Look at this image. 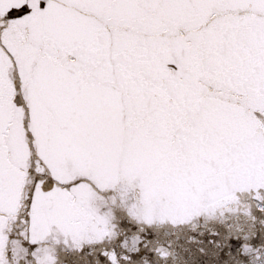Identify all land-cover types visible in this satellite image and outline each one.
Here are the masks:
<instances>
[{"label":"snow or ice","instance_id":"snow-or-ice-1","mask_svg":"<svg viewBox=\"0 0 264 264\" xmlns=\"http://www.w3.org/2000/svg\"><path fill=\"white\" fill-rule=\"evenodd\" d=\"M0 264H264V0H0Z\"/></svg>","mask_w":264,"mask_h":264}]
</instances>
